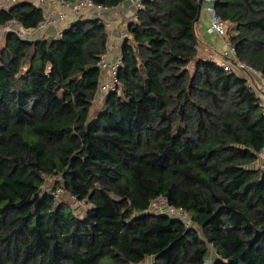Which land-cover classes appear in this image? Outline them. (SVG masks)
Returning a JSON list of instances; mask_svg holds the SVG:
<instances>
[{
  "label": "trees",
  "instance_id": "trees-1",
  "mask_svg": "<svg viewBox=\"0 0 264 264\" xmlns=\"http://www.w3.org/2000/svg\"><path fill=\"white\" fill-rule=\"evenodd\" d=\"M213 8L264 76V0ZM197 14V0H141L95 110L101 18L79 14L54 37L3 31L0 264H264V116L247 73L200 55ZM43 17L18 1L0 7V30ZM160 196L192 224L150 210Z\"/></svg>",
  "mask_w": 264,
  "mask_h": 264
},
{
  "label": "built area",
  "instance_id": "built-area-1",
  "mask_svg": "<svg viewBox=\"0 0 264 264\" xmlns=\"http://www.w3.org/2000/svg\"><path fill=\"white\" fill-rule=\"evenodd\" d=\"M129 1L133 5L135 11L141 7V0ZM202 1H207L210 3V5H207L205 7V9L209 13L208 26L206 28V31L208 33L214 34L220 40V49L218 52L220 58L217 59V57H214V55L212 54L209 56V59L217 60V62L225 70L241 69L247 73L246 75H248V86L254 91L255 96L258 98L260 110L262 115L264 116V76L259 70L248 66L237 58L235 54V45L229 40L228 37V28L214 11L213 4L215 0ZM16 2H18V0H0V7L8 8ZM47 3H49L51 7L61 5L64 10L53 11L51 9H48L46 12H44V17L40 21V23L32 29H25L20 26L15 20H11L0 30V33L3 31H13L22 38H31V36H35V34L38 36H42L41 34L45 32V29L48 26L61 25L63 23L67 24L66 22L69 14L77 16L79 14L83 15V13H81L83 10L102 12L103 10L108 8L105 6L96 5L92 0H47ZM127 36L128 31L122 34V38H125ZM109 53L110 50L107 47L106 51L102 54L100 60L98 61V66L102 69V77L98 91L100 94H102L103 92L105 94L108 93L109 91L113 90L117 84L116 73L117 67L121 63V50L114 55L113 59L107 58ZM105 73L106 78L104 77ZM259 155L262 158L259 167L261 169H264V145ZM150 210H155L156 212H164L170 217L179 218L187 226H190L192 224L188 213L184 209L168 205L166 200L161 196L151 202Z\"/></svg>",
  "mask_w": 264,
  "mask_h": 264
},
{
  "label": "crops",
  "instance_id": "crops-1",
  "mask_svg": "<svg viewBox=\"0 0 264 264\" xmlns=\"http://www.w3.org/2000/svg\"><path fill=\"white\" fill-rule=\"evenodd\" d=\"M32 1V0H31ZM36 5H40L43 7L44 12H46L49 8L47 6V0H39V2H34ZM207 5H210L207 1H202L201 4V10L200 15L195 23V28L198 36L202 39L201 45L205 48L207 52V57L210 55H214V57H219V43L220 40L212 33H208L206 31V28L208 26V17L209 13L205 9ZM56 10H64V8L61 5L55 6ZM86 13V14H85ZM83 13V16L87 18L92 17H99L105 22L106 29L109 34V42H108V48L110 50V53L107 58L113 59L114 55L118 53L121 50L123 38L122 34L127 31V22L133 18L135 14V9L133 5L130 3L129 0H123L119 5L114 7H108L102 12H96V11H87ZM85 14V15H84ZM75 15L69 14L67 18V24H61V25H51L48 26L45 29V32L42 33V36H49L54 37L57 36L60 30L66 26H68L69 22L74 20ZM44 34V35H43ZM35 34V37H31V39L42 37ZM217 55V56H216ZM262 161V158L258 157V159L253 164L254 166H259Z\"/></svg>",
  "mask_w": 264,
  "mask_h": 264
},
{
  "label": "rangeland",
  "instance_id": "rangeland-1",
  "mask_svg": "<svg viewBox=\"0 0 264 264\" xmlns=\"http://www.w3.org/2000/svg\"><path fill=\"white\" fill-rule=\"evenodd\" d=\"M18 1H22V0H18ZM32 1L37 2V3L39 2V0H32ZM47 6H48L49 9H51L53 11H56V7H51L49 5V3H47ZM85 12H87V11L83 10L81 13H85ZM226 27L228 28V32H229L230 31L229 28L231 26L227 24ZM3 34H4V32L0 33V45L3 42ZM31 37H35V36L33 35ZM219 45H220V43H219ZM219 49H220V46H219ZM199 51H200V55H202V56L207 55V52H206L205 48L201 44L199 45ZM100 71L102 73V69ZM241 72L243 73V71H241ZM244 73L246 74L245 71H244ZM104 77L106 78V73H105ZM104 96H105V93L103 92L101 95H98V97L95 99V102L93 103V109L94 110L101 107V105L103 103V100H104ZM50 181H52V179H50ZM47 188L51 189L50 186H47ZM55 195H56L57 199L61 200L62 198H64L65 200H67L70 203V205H72L75 208L76 211H80L81 213H83L84 210H85V207L87 208V206H88V205L84 204L83 202H77L76 200H73L72 198H69L68 195L61 188H58L56 190V194ZM209 251H210L209 252L210 256H212L213 253H212L211 249ZM149 263H150V261H146L144 264H149Z\"/></svg>",
  "mask_w": 264,
  "mask_h": 264
},
{
  "label": "water",
  "instance_id": "water-1",
  "mask_svg": "<svg viewBox=\"0 0 264 264\" xmlns=\"http://www.w3.org/2000/svg\"><path fill=\"white\" fill-rule=\"evenodd\" d=\"M201 4H202V0H197L198 14H197L196 19H198L199 15H200Z\"/></svg>",
  "mask_w": 264,
  "mask_h": 264
}]
</instances>
